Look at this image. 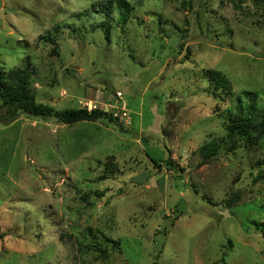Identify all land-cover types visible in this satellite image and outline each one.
I'll return each mask as SVG.
<instances>
[{"label": "rangeland", "instance_id": "rangeland-1", "mask_svg": "<svg viewBox=\"0 0 264 264\" xmlns=\"http://www.w3.org/2000/svg\"><path fill=\"white\" fill-rule=\"evenodd\" d=\"M106 1L0 0V71L30 61L39 101L132 119L11 121L0 104V264H264V134L225 129L242 91L264 102V0H128L125 29Z\"/></svg>", "mask_w": 264, "mask_h": 264}, {"label": "trees", "instance_id": "trees-1", "mask_svg": "<svg viewBox=\"0 0 264 264\" xmlns=\"http://www.w3.org/2000/svg\"><path fill=\"white\" fill-rule=\"evenodd\" d=\"M191 2L193 0H190ZM105 10V17L110 18L114 12H118L117 23L118 27L125 29L127 27L132 13L135 9L134 5H131L128 0H107L103 3ZM264 11V10H263ZM106 24L110 26L109 21H105L102 25ZM110 27L107 29V36L109 37ZM45 39L51 43L57 44L56 37L45 36ZM58 52V48H55ZM28 61V59H27ZM31 62L28 61L24 65L11 68L9 70L3 69L0 71V104L7 109V119L15 120L21 115H27L34 118L49 119L55 118L56 120L72 125L80 121H108L109 124H115L122 130H126V124L120 117L115 116L117 106L122 104H112L114 111L105 110L98 106L89 108L85 107H66L63 109L56 108L53 105L39 101L34 93L35 87V70L31 67ZM208 74L213 77L216 82V88L224 91L232 90V83L230 79L220 70H208ZM247 99L244 103L243 99ZM259 97L250 90L242 91L237 97L235 112L231 113L228 122L226 124V139L227 144L233 145L238 139H244L250 136L252 133L264 134V102L258 100ZM117 102H119L117 100ZM121 102V100H120ZM116 110V111H115ZM132 124V121H131ZM130 124V127H131ZM115 126V127H116ZM129 127V128H130ZM220 138H212L209 141L202 144L198 150L197 155L203 161H209L214 159L222 148ZM111 162V163H110ZM155 167H160L158 160L155 159ZM112 165V167H111ZM167 165L170 169H174V162L171 159H167ZM117 164L112 161H107L104 164L103 175L99 177L100 180L108 178L109 174L115 173ZM181 168L180 170H183ZM91 230H88V234ZM107 245L110 243L113 247L119 248V243L109 238H103ZM82 245V244H81Z\"/></svg>", "mask_w": 264, "mask_h": 264}, {"label": "built area", "instance_id": "built-area-1", "mask_svg": "<svg viewBox=\"0 0 264 264\" xmlns=\"http://www.w3.org/2000/svg\"><path fill=\"white\" fill-rule=\"evenodd\" d=\"M117 96L122 97V93L119 91L117 93ZM93 107H96V105ZM114 115L120 117V119L123 120L127 126L131 124L132 121L131 114L127 110L126 106L124 105L117 106V111L114 113Z\"/></svg>", "mask_w": 264, "mask_h": 264}]
</instances>
